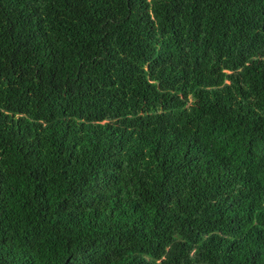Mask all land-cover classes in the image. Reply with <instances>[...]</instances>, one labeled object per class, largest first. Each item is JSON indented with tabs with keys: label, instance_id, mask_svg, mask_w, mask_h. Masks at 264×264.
Masks as SVG:
<instances>
[{
	"label": "trees",
	"instance_id": "obj_1",
	"mask_svg": "<svg viewBox=\"0 0 264 264\" xmlns=\"http://www.w3.org/2000/svg\"><path fill=\"white\" fill-rule=\"evenodd\" d=\"M0 264H264V0H0Z\"/></svg>",
	"mask_w": 264,
	"mask_h": 264
}]
</instances>
